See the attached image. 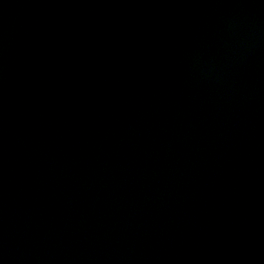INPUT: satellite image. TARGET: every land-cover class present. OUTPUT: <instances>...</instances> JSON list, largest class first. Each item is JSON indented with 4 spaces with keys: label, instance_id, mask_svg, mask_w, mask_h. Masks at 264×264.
Here are the masks:
<instances>
[{
    "label": "water",
    "instance_id": "1",
    "mask_svg": "<svg viewBox=\"0 0 264 264\" xmlns=\"http://www.w3.org/2000/svg\"><path fill=\"white\" fill-rule=\"evenodd\" d=\"M0 264H264V0H0Z\"/></svg>",
    "mask_w": 264,
    "mask_h": 264
}]
</instances>
